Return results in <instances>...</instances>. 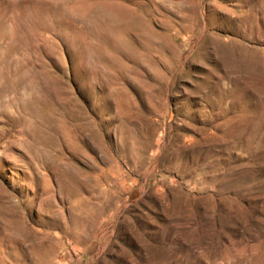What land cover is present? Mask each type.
I'll list each match as a JSON object with an SVG mask.
<instances>
[{
	"label": "rangeland",
	"instance_id": "374dc122",
	"mask_svg": "<svg viewBox=\"0 0 264 264\" xmlns=\"http://www.w3.org/2000/svg\"><path fill=\"white\" fill-rule=\"evenodd\" d=\"M0 264H264V0H0Z\"/></svg>",
	"mask_w": 264,
	"mask_h": 264
}]
</instances>
